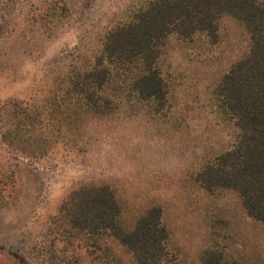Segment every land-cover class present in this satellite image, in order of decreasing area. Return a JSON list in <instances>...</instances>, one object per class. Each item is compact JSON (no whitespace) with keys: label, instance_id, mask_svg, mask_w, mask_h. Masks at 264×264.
<instances>
[{"label":"rangeland","instance_id":"374dc122","mask_svg":"<svg viewBox=\"0 0 264 264\" xmlns=\"http://www.w3.org/2000/svg\"><path fill=\"white\" fill-rule=\"evenodd\" d=\"M74 1L71 21L50 36L27 20V0H0V264H136L114 236H90L68 222L62 206L71 193L101 184L114 189L127 230L162 206L170 232L164 264H201L208 248L264 264V222L247 214L237 193H210L195 180L237 139L215 89L250 49L245 26L223 15L215 41L172 35L159 60L166 101L130 91L117 97L120 85H112L111 107L101 113L67 99L65 76L89 64L106 33L145 0ZM8 104L45 110V154L4 143Z\"/></svg>","mask_w":264,"mask_h":264},{"label":"trees","instance_id":"16d2710c","mask_svg":"<svg viewBox=\"0 0 264 264\" xmlns=\"http://www.w3.org/2000/svg\"><path fill=\"white\" fill-rule=\"evenodd\" d=\"M74 2L27 0V20L56 35L71 21ZM223 15L243 24L251 40L248 53L215 89L219 107L238 135L231 147L203 166L195 180L210 193H237L247 214L264 222V0H145L106 33L102 49L89 64L65 76V96L84 109L103 113L112 103L106 91L119 84L117 97L130 91L141 100L163 103L169 87L159 60L168 38L205 33L215 41ZM120 81L126 84L124 90ZM3 109L4 143L24 155L45 154L40 143L45 110L12 104ZM62 208H68V222L74 229L90 236L109 233L134 255L136 264L166 261L170 232L163 223L161 205L149 207L132 230L119 223L122 207L108 184L81 186ZM201 264L243 263L228 259L223 250L208 248Z\"/></svg>","mask_w":264,"mask_h":264}]
</instances>
